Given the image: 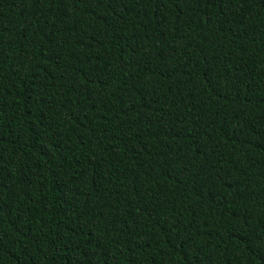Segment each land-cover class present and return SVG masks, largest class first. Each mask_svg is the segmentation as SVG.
<instances>
[{
	"label": "trees",
	"instance_id": "16d2710c",
	"mask_svg": "<svg viewBox=\"0 0 264 264\" xmlns=\"http://www.w3.org/2000/svg\"><path fill=\"white\" fill-rule=\"evenodd\" d=\"M0 264H264V0H0Z\"/></svg>",
	"mask_w": 264,
	"mask_h": 264
}]
</instances>
